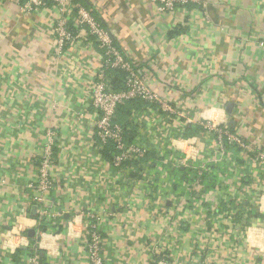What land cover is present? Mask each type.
Masks as SVG:
<instances>
[{"label":"crops","instance_id":"0c3cea01","mask_svg":"<svg viewBox=\"0 0 264 264\" xmlns=\"http://www.w3.org/2000/svg\"><path fill=\"white\" fill-rule=\"evenodd\" d=\"M73 2L172 113L145 103L129 120L145 157L116 169L91 105L103 52L75 10L60 51L54 4L26 13L0 0V264H89L93 223L103 264H264V0L167 12L151 0ZM49 133L54 188L42 193Z\"/></svg>","mask_w":264,"mask_h":264},{"label":"built area","instance_id":"2783aa9c","mask_svg":"<svg viewBox=\"0 0 264 264\" xmlns=\"http://www.w3.org/2000/svg\"><path fill=\"white\" fill-rule=\"evenodd\" d=\"M151 2L157 5L161 12L174 11L189 4H203L202 0H151ZM49 4H54L61 14L60 19L53 27V32L58 38V49L60 51L73 39V35L68 29V14L70 11L75 10L78 28L80 31H87L103 52V62L96 81L92 86L90 96L91 105L98 114V119L95 123L96 137L102 148L109 143L115 146V152L112 153L113 161L109 163L116 169H120L124 163L142 160L145 157L143 147L137 143L128 146L125 142L123 129L115 122L117 109L129 101L137 99L149 104L161 105L165 111L170 113H172L171 108L163 104L159 96L146 86L139 77L136 67L125 59L101 22L87 8L74 4L73 0H27L23 6V11L26 13L37 12ZM114 69L121 70L126 75L125 89L120 92L112 91L111 79L108 77V72ZM201 125L209 131L217 132L220 137L228 134L226 127L218 126L214 122H203ZM218 141L222 148L223 141L221 139ZM240 146L245 147L242 143H240ZM53 148L54 134L49 133L48 142L44 146L39 167L38 188L42 193H48L54 188V182L51 178V171L54 165ZM258 157L264 168V153L259 154ZM56 216L57 212L52 210L44 213L47 226L50 225L52 219ZM88 228L89 232L85 237V244L88 248V262L89 264H103L101 255L102 238L98 223H93ZM33 263L39 264V260L35 258ZM154 264L170 263L166 260H159Z\"/></svg>","mask_w":264,"mask_h":264},{"label":"trees","instance_id":"16d2710c","mask_svg":"<svg viewBox=\"0 0 264 264\" xmlns=\"http://www.w3.org/2000/svg\"><path fill=\"white\" fill-rule=\"evenodd\" d=\"M27 0H21V3L24 4ZM108 77L111 79V85H112V91L113 92H120L125 89V73L121 70H111L108 72ZM147 102L143 100H131L127 102L125 105L120 106L117 109L116 119L115 122L121 126L124 132V138L126 143H134V137H133V128H130V118L139 110H141ZM115 152V146L112 143H109L106 145L103 150L101 151L102 157L108 161L112 162L113 157L112 153ZM138 166V162H128L124 163L122 167L126 166Z\"/></svg>","mask_w":264,"mask_h":264}]
</instances>
